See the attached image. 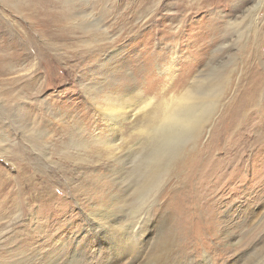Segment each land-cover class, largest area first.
Instances as JSON below:
<instances>
[{
  "label": "rangeland",
  "instance_id": "374dc122",
  "mask_svg": "<svg viewBox=\"0 0 264 264\" xmlns=\"http://www.w3.org/2000/svg\"><path fill=\"white\" fill-rule=\"evenodd\" d=\"M249 96L264 0H0V264H264Z\"/></svg>",
  "mask_w": 264,
  "mask_h": 264
},
{
  "label": "bare ground",
  "instance_id": "6f19581e",
  "mask_svg": "<svg viewBox=\"0 0 264 264\" xmlns=\"http://www.w3.org/2000/svg\"><path fill=\"white\" fill-rule=\"evenodd\" d=\"M261 3V2H260ZM259 8H260V6H259ZM257 10H258V8H257ZM257 88V87H256ZM254 95V94H253ZM216 96H217V94H216ZM250 97H252V96H249L241 105H242V107H241V105L238 107V110L236 111V113L232 116V128H233V131H235V133L234 134H237V133H239V132H241V130L243 129V127H242V123H244V127H246L248 124H249V122L253 119H249V120H246V121H243V122H239L238 120H239V118H240V116H242L243 115V113L245 112V111H247L248 109H249V107H254V100H253V97L252 98H250ZM194 100H196L197 101V99H196V97H194V94H193V92L192 91H188L185 95H184V97L182 98V100L181 99H177V104H176V108L175 109H172L170 112H169V117L170 118H172V120L174 121V124L175 125H181V126H188L189 127V129H190V131H191V133L192 132H195V131H198L199 129H200V127H202L203 126V124L204 123H206L207 121H208V113L211 111L210 109H209V112L208 113H206V111H205V114L204 115H200V113H202V111H201V109H204L205 108V105H207L208 103L206 102V103H198V102H196V104H195V109H194V112L191 114V115H188L187 113H185L184 112V109L189 105V104H191L192 103V101H194ZM191 101V102H190ZM241 107V108H240ZM122 108V107H121ZM211 108V107H210ZM119 110H121L119 107H115L114 108V113H112V115H110V118L113 120V118L115 119V120H117V119H119V116H117L118 114H119ZM118 112V113H117ZM128 114V113H127ZM122 116V115H121ZM126 116V115H125ZM254 120H258V119H260V118H264V114L262 115V111L261 110H259V111H257L255 114H254ZM113 117V118H112ZM254 120H252L250 123H252V125H249V127H248V132L247 133H243V134H245V144H246V146L247 147H250V146H254V147H261V146H263L264 145V139H263V137H264V126H263V124H262V122L260 121H258V122H254ZM254 122V123H253ZM228 129H229V127H228ZM261 129H263V130H261ZM232 134H233V132H232ZM233 137L234 136H232V138H231V142H232V139H233ZM236 137V136H235ZM228 138V137H227ZM224 145V144H223ZM229 146V145H228ZM231 147V146H230ZM232 148H233V146H232ZM255 149V148H254ZM236 150V149H235ZM238 151V150H237ZM234 157H235V155H234ZM249 158V157H248ZM230 159V157H226L225 159H222V161H220V163H223V162H227L228 160ZM237 160V159H236ZM250 161V160H249ZM232 162V161H231ZM234 163V162H233ZM259 163V162H258ZM245 164V169L246 170H255L256 169V167H257V164H255L254 165V168H252V169H250L251 168V165H246L247 163H245V161H244V157H243V155L242 156H240V159L237 161V165H238V167H241L242 165H244ZM224 166H226V165H224ZM214 167V166H213ZM252 167H253V165H252ZM213 170H215V168H213ZM149 172V171H148ZM227 172H228V170H226V172H225V174H227ZM210 173H212V171L211 172H209V174ZM208 174V173H207ZM223 175V174H222ZM91 218H93V217H91ZM90 218V219H91ZM99 222L100 221H102L101 219H99L98 220ZM97 220H96V222L95 223H97V225L99 226V227H101L100 226V224L102 225V223H99ZM103 227V226H102ZM108 227V226H107ZM102 229V228H101ZM105 231V230H104ZM133 231H135V230H133ZM102 232V231H101ZM108 234V233H107ZM140 232H134V233H132L131 235V241H132V243H130L131 245H133V246H131V247H129V249L127 250V253H126V250H125V248H124V250H125V252H124V250L121 252L123 255H124V257H125V255H127V256H130V255H133L134 253H135V251H136V247H137V245H139L138 243L140 242V239H141V236H140ZM112 235V234H111ZM143 235V234H142ZM109 236V235H108ZM119 236V235H118ZM144 236V235H143ZM117 237V236H116ZM118 238V237H117ZM108 240V239H107ZM120 240V239H119ZM123 241V240H122ZM111 243V242H110ZM112 243H113V241H112ZM141 243H142V241H141ZM115 244V243H114ZM118 244V243H117ZM122 244V243H121ZM121 244H119V245H121ZM119 245H117V246H119ZM130 246V245H129ZM128 247V246H127ZM138 248V247H137ZM113 249V248H112ZM118 249V248H117ZM139 249V248H138ZM120 250V249H119ZM118 252V251H117ZM116 254V253H115ZM118 259H120V258H118Z\"/></svg>",
  "mask_w": 264,
  "mask_h": 264
}]
</instances>
